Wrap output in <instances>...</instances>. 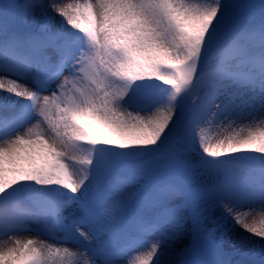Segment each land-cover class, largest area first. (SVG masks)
I'll use <instances>...</instances> for the list:
<instances>
[{
    "label": "snow or ice",
    "instance_id": "6c2138e0",
    "mask_svg": "<svg viewBox=\"0 0 264 264\" xmlns=\"http://www.w3.org/2000/svg\"><path fill=\"white\" fill-rule=\"evenodd\" d=\"M0 206V264H264V0H0Z\"/></svg>",
    "mask_w": 264,
    "mask_h": 264
},
{
    "label": "rangeland",
    "instance_id": "374dc122",
    "mask_svg": "<svg viewBox=\"0 0 264 264\" xmlns=\"http://www.w3.org/2000/svg\"><path fill=\"white\" fill-rule=\"evenodd\" d=\"M6 2V0H5ZM238 2L240 3H245V2H257V0H238ZM244 125H240L239 127H235L233 129V132H239L240 131V127H243ZM242 155H249V156H256L258 154L254 153V152H248V153H242ZM14 211H17L15 209H11V208H8L6 206H0V214H5V215H8V214H12ZM21 238L22 239H26L28 238V235L26 233H22L21 234ZM168 258H171V257H168Z\"/></svg>",
    "mask_w": 264,
    "mask_h": 264
}]
</instances>
